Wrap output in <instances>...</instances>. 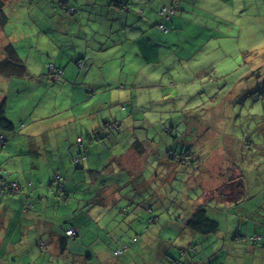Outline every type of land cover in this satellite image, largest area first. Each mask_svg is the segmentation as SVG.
Returning a JSON list of instances; mask_svg holds the SVG:
<instances>
[{
    "label": "crops",
    "instance_id": "0c3cea01",
    "mask_svg": "<svg viewBox=\"0 0 264 264\" xmlns=\"http://www.w3.org/2000/svg\"><path fill=\"white\" fill-rule=\"evenodd\" d=\"M92 1L75 2V7L81 6L76 5L78 3L90 5L87 10L88 13L77 11V19H70L72 16H68L65 11L58 15L61 19H69L71 24H74V27H70L73 30L70 35L75 38L71 40V43L67 41L73 48V50H69V53L74 54L73 61L75 59L84 61L83 68H79L72 62L65 63V61L57 65L63 71L60 81H53V77L42 70L41 61L32 64L33 70L39 69L41 74H31L28 66L24 63L25 74L23 77L16 76L11 72V65L4 62L7 58L3 53L6 46H0V63H3L0 66V78L3 80L2 90L0 88V105L4 103L5 115L10 121L15 124L18 122L26 125L24 130L18 134L3 132L6 143L0 148V173L6 171L9 175V181H15L20 186L17 195H10L5 191L0 192V264H70L68 262L69 255L72 249L79 245V242L72 239L66 250L62 252L60 236L67 228L74 229L78 233L76 238L85 239L83 236H79L82 227L78 228L72 225L74 219L78 220L84 214L90 219L89 223L93 225L92 227H94L93 221L98 222L101 217L108 220L107 225L120 223L119 226L123 230L119 231L121 233L129 232L128 235L126 233L129 240L126 241L118 237L111 239L110 242L114 245L119 244V242L130 243L131 245L125 254H128L130 249H135L138 256L142 254L147 258L153 257L155 260L153 264H170L169 260L164 259L167 256H173L172 261L176 264H210V258L206 251L209 248L214 249L215 246H209L208 237H199L200 239H198L197 235H203L195 234L189 230L183 216L176 215L174 211L164 208L163 217L169 220L163 219L164 224L162 225L161 213H155V210L151 209L150 206L144 207V203L134 204L130 207L131 211L129 208L122 209V214L119 215V211L117 212L114 205L119 200L122 201V196L117 192V186L112 184L109 188L113 190L111 201H106L103 206L107 209L105 213L112 211L114 214L112 216L104 214L97 216L95 211L102 205H90L89 200L84 199L88 201L87 207H85V202L76 199L74 193L78 191L76 184L79 178L88 174L92 180L95 179L97 188L96 180L100 179L102 175L95 172H101L103 169L102 172L108 174H113L115 171L130 174V179L140 181L144 186L150 188L152 193L155 192L158 195L161 192L160 184L155 186L160 175L158 173L159 167H155L153 161L148 163L150 157L144 156V150L142 151L143 154H140L138 149L150 147L166 151L164 141L157 133L153 136L145 133H150L151 128L154 130L155 127L157 132L162 133V128L165 126H161L159 123L141 124L140 120L135 119L138 114L134 110L130 114L132 122L126 124L125 120L120 121V116L124 113L121 106L131 104L135 108L139 101L155 96V90L161 89V84L166 86L171 84L192 85L194 88L197 85V88H200L202 86L199 85L213 82L214 76L211 77L214 75L213 71H217L218 78L230 73L218 71L220 65L228 66V64H220L221 60L219 59L214 62L212 60L216 53L224 52L222 50L223 44L221 47L209 51L207 46L210 43L206 44V42L211 39V35H206L205 37L208 39L202 43L203 45L201 44L202 47H198L199 40L201 41L207 32L206 30H209V27L204 23L211 21L209 11L215 10V6L219 7L222 1H179L178 14L175 13L172 17L168 24L170 30L165 34L156 29L153 24L158 20L157 11L159 8L165 4L170 5L172 0H159L156 7L149 8L154 12L153 15L148 16L145 9L142 8L141 18L138 17L137 21H129L130 15L127 17L122 15L119 20L114 6L111 5L113 4L112 1L105 0L103 3H99L100 5L94 4ZM140 5L139 1L133 2L131 9L134 8L135 13H137L140 11L138 10ZM187 23L200 27V30H189L188 27L185 29ZM66 30L63 29L62 31L65 33ZM193 33L196 35L192 36ZM221 34L224 35L221 39H224L225 35L228 36L225 33ZM178 36L180 39L181 37L186 39L187 44H183V41H181V46L174 44V37ZM89 41L94 43L93 46L89 45ZM227 47L230 49L229 46ZM2 49H4L3 52ZM131 52H135V57L139 62L130 68L128 55ZM181 52L184 53L181 54ZM177 55L181 57L179 58ZM17 57L19 58L18 55ZM161 64L163 67H160ZM242 64L241 68L245 72L240 77L238 76V83L242 84L245 81L251 87H253V82H255L254 86L258 81L261 84L264 83V63L245 61ZM27 74H30L29 78H26ZM16 79L19 80V83H24L30 79V85L21 89L19 86H14ZM12 87L15 91L10 92ZM88 89L93 92L88 93ZM128 93L131 94L130 97ZM41 94H43V99L48 98L56 101L55 111L41 113L40 102L43 101L39 100ZM196 95L199 93L197 92ZM122 96L123 102L121 104H119L120 102L111 104L110 101ZM60 101H63L64 107L62 108L57 107ZM106 101H108L111 109L118 106L120 108L113 112H106ZM206 116L207 113L202 115L204 118ZM197 117L201 118V116ZM109 120H115L117 125L114 126L118 128L116 130L118 134H112L114 126L108 124ZM44 121L51 122L46 123ZM42 123L46 126H42ZM137 125L142 127H137ZM178 125L182 124L177 122ZM141 129L143 130L142 137L136 134ZM98 130L106 137L102 141H95L94 135ZM193 131L194 135L189 132V129L186 130V134H183L185 143L182 144V151L188 147L187 152H189L192 150L191 147L196 146L194 143L207 142L211 138L209 134V132L212 134L211 127L201 119L195 118ZM127 133L133 134V137L128 141L126 140ZM204 136L207 140L202 139ZM78 137L82 138L79 146L76 142ZM179 139L180 137L175 138L174 143L177 144ZM219 140L214 131V136L209 145L214 142L219 143ZM65 141L70 143L68 148L67 144H64ZM227 144L226 149L230 152L233 142L227 141ZM79 148L85 152V160L80 167L81 169L85 167L90 169L88 173L74 169V167H78L72 161L78 154ZM96 148L103 149L104 158L100 152H96ZM48 150L50 152L46 155ZM92 150L95 152V156L92 154ZM60 152L64 155L63 158L59 156ZM132 161L140 163V169L130 170ZM161 162L162 159L157 164ZM146 166H149L151 171L148 180L143 182L146 177L142 171ZM93 173H95V178H93ZM234 173L238 174L235 169ZM166 174L167 172L161 176V179L165 180L164 184H167ZM175 179L176 177H172V179L170 177L168 181L171 184L176 181ZM142 184L137 183L135 186L142 187ZM139 190L140 188H135V194H138ZM105 193L109 194L110 191L107 190L102 195ZM235 194L236 192H232L231 198ZM226 195L229 196L227 192ZM208 197L211 200L216 198L212 202L216 206L210 210H218L219 207H233L234 205L226 206L225 201L218 199L216 195ZM133 200L132 198L131 201ZM211 200L202 204L208 203L209 205ZM190 207V211L186 210L184 216L191 215L194 208ZM238 209L240 212L242 207L239 206ZM128 212L129 214L125 215ZM173 217L178 220L180 227H174L176 220ZM159 225H161V229L157 228ZM130 226L137 230L130 232ZM218 227H220L219 224ZM117 228L118 226L115 231ZM165 228L167 230L164 231ZM219 231L218 228L214 234V240L218 241ZM174 233L177 237L172 236ZM255 235L260 236V233ZM135 236L137 241L132 243L131 241ZM244 238L237 237L236 239L245 242ZM196 240L200 243V251L194 247ZM217 246L218 252L216 253L218 255H212L215 264H245L243 258L236 257L237 254L231 253L232 247L230 245L226 246L224 242L217 243ZM225 246L227 251H225ZM117 247L118 245H115L113 249L112 247L108 249L113 251ZM261 248L259 249L261 254L248 259L249 262L246 264H264V246ZM170 250L172 253L169 252ZM201 256L202 259H199ZM222 257L225 258L222 260ZM91 258V256L74 255L72 264H84L80 260L89 261ZM99 258L101 259V256ZM114 258L112 264L125 263V257L121 260V257Z\"/></svg>",
    "mask_w": 264,
    "mask_h": 264
},
{
    "label": "rangeland",
    "instance_id": "374dc122",
    "mask_svg": "<svg viewBox=\"0 0 264 264\" xmlns=\"http://www.w3.org/2000/svg\"><path fill=\"white\" fill-rule=\"evenodd\" d=\"M3 1L5 3L3 12L6 20L0 26V46L10 45L19 58L28 66V70L33 75L41 74L39 69L33 70L32 64L35 62L41 61L42 70L47 72L48 65H60L65 61V54L70 50L68 42L73 37V35L71 37L69 35L73 32L70 27H74V24H71L69 19H61L58 15L64 11L62 3L67 1L70 3V6H74L75 0H62V3L61 0ZM221 1L222 4L219 7L215 6V10L209 11L211 21L204 22L209 27V30H206L207 32L203 35L201 41L199 40L198 47L206 42V39H208L205 37L206 35H211V39L206 42V44L210 43L207 46L209 51L221 47L223 44L222 50L224 52L216 53V56L212 60L214 62L216 59H219L221 60L220 64H228V66L220 65L218 71L220 73L222 71H228L230 73L222 78H218L216 75L218 74L217 71H213L212 69L214 73V75H211V77L214 76L213 82L199 85L202 86L200 88H197V85L194 88L192 85L171 84L166 86L165 84H161V89L155 90V96L147 100L139 101L136 103L135 108L131 104L121 106L124 113L120 116V121L125 120L124 122L126 124H130L132 122L130 114L134 110L138 114L135 116V119L140 120L141 124L159 123V125L165 126L162 130L165 131L167 128L170 131H174L173 135L180 137L179 141L176 142L180 145L185 143L183 134H186L187 129L194 135L195 118L206 122L212 130V134L209 132L211 138L207 141L208 144L206 141H201L198 144L194 143L196 145L195 147H191L192 151L195 149L194 155H196L197 161L194 159L195 157H186L188 163L181 164L179 162L180 150H178V155L175 159L170 160V163L167 159H164L160 164L155 162V167H159V172H157L160 173L155 182V186L160 184L161 192L158 195H153L152 190L144 186L140 181L132 180L131 182L130 179H126L130 174L122 175L116 173V171L113 174H108L102 172L103 169L101 171L102 176L96 180V183L97 187L101 185L99 184L101 182H105L109 186L112 184L117 186L116 190L121 194L122 201L119 200L116 204H112H115L114 206H116L117 212L119 211V215L122 214V209L126 210L129 208V211H131L130 207L134 204L144 203V207L146 205L150 206L151 209L155 210V213H161V225L164 224L163 219H166L163 217L165 214L163 213L164 208H168L174 211L176 215L183 216L184 219H187L189 215L184 216L185 211H190V206L196 200H199L200 203L211 200L208 197L210 195L212 197L216 195L218 199L224 200L227 204L226 206L234 204L233 207H219L218 210H210L216 206V204L211 202L206 207L208 216L220 225V231L217 235L218 241L214 240V234L207 236L197 235V237L198 239H200L199 237H208L209 246H215L214 249L209 248L206 251L210 258V264H215L212 255H218L216 253L218 252L217 243L224 242L226 246L230 245L232 247L231 253L234 255L237 254L236 257L243 258L246 264L249 262L248 259L261 254V250L259 249L262 248L261 246H253L246 242H240L238 239L234 240L235 237L243 238L259 233L263 235L264 232L261 231L264 229V84L258 81L256 86H254L255 82H253V87H251L245 81L242 84L237 81L245 72L241 68L243 66L242 63L245 61L264 63V0ZM139 2L141 5L138 10L144 8L148 16L153 15V12L149 8L157 5L156 0H151V2L149 1L150 3L145 0H139ZM79 9L82 11L83 7ZM84 9H88V7H84ZM133 10L135 9L133 8ZM76 17V15H73L70 19ZM191 23H187L185 29L188 27L189 30H200V27H195ZM204 23L203 25L206 26ZM63 29H67L65 33L62 31ZM167 30L169 32V27ZM221 33L228 34V36L225 35L224 39H221L224 36ZM194 35L196 34L193 33L192 36ZM181 41H183V44H187L186 39H182V37L180 39L179 36L174 37V44L181 46ZM88 43L90 46L94 44L92 41ZM183 53L181 52V54ZM177 56L179 58L181 57L179 55ZM128 57L130 68L136 62H139L135 57V52L129 53ZM160 67H163V65L161 64ZM30 81L28 79L24 83H19V80H17L14 82V86H19L22 89L29 86ZM0 88L1 90L3 88L2 78H0ZM13 91H15L14 87L10 89V92ZM197 92L199 95H196ZM128 95L129 97L131 96L130 93ZM123 96L110 101L112 102L111 104L114 105L116 102H120L119 104H121L123 102ZM39 100H43L40 102L41 113L55 111L56 101L54 99H43V94H41ZM107 102L105 104L106 112H113L120 108L118 106L111 109ZM80 105L83 106V104ZM57 107H64L63 101H60ZM206 113L207 116L205 118L202 117ZM197 116H201V118ZM51 121L44 122L50 123ZM176 121L182 125L177 126ZM41 125L46 126L44 123ZM180 126L182 127L180 128ZM137 127L142 126L137 125ZM214 131L217 133L218 139H220L219 143L214 142L209 145L214 136ZM122 133L125 134V132ZM145 133L150 136H153L155 133L158 136L161 135V133L156 131V127L154 130L151 128L150 133ZM136 134L142 137L143 130L137 131ZM131 137H133L132 133L126 134L127 141ZM202 139L207 140L205 136ZM227 141L233 142L230 152L226 149L228 145ZM190 143L192 144L191 141ZM64 144H67L68 148L70 143L65 141ZM187 148L184 150L188 151ZM113 149L115 150V148ZM95 150L96 152H100L102 158H104L103 149L96 148ZM158 150L163 152L162 149ZM49 152L50 150L46 152V155ZM92 154L95 156L93 150ZM151 155L152 153L148 155L150 157L148 158V163L153 161L151 158L161 157V153L155 157ZM59 156L61 158L64 157L61 152ZM191 159L193 160L192 163H190ZM236 167L240 170L242 169V172L247 177L240 190H237L239 186H237L236 180L238 174L234 173V169L235 172H238ZM74 169L87 173L90 170L87 167L83 169L74 167ZM129 169L133 171L140 169V163L132 161ZM150 171L149 166H146L142 171V174L146 177L143 182L148 180ZM166 172L167 184H164L163 182L165 180H162L161 176ZM108 176H110V180L107 178ZM115 176L117 177L116 180ZM170 177L171 179L172 177H176V181L172 185L168 181ZM137 183L142 184V187H136L135 185ZM76 185L78 191L74 193L75 198L83 200L85 207H87L88 201L84 199L94 200L96 196L95 179L92 180L88 174L79 178ZM135 188H140L138 194H135ZM108 190L110 191L109 194L105 193L100 196L99 200L101 202L111 201L113 190ZM209 190L212 191L210 192ZM226 192L229 196L226 195ZM232 192H237L232 197L233 199L231 198ZM148 193L152 196L148 195ZM126 197L130 200L128 201ZM244 197H246L244 201L237 202L235 205V198L243 200ZM132 198L134 199L133 201H131ZM239 206L242 207L240 212L238 209ZM106 210L105 206L102 205L101 208H97L95 213L97 216L102 214L112 216L114 214L112 211L105 213ZM128 214L129 212L125 215ZM140 216L143 217L141 214ZM174 219L176 220L174 227H180L178 220L176 218ZM89 220L85 229L81 231V236L85 239L76 238L74 240H77L79 245L72 249L68 262L72 264L74 255H84L92 257L89 261L86 259L80 260L84 264H112V260L115 259L112 254V249L115 245L111 242L108 243V239L121 237L127 241L129 240L127 236L129 232L121 233L119 230H123V228L119 226L120 223L118 224V222L107 225L108 220L105 217H101L98 222L93 221L94 227L89 223ZM166 220L169 219L167 218ZM161 225L157 226V228L161 229ZM117 226V231H115ZM135 230L137 229L130 226V232H134ZM165 230L167 229L165 228ZM172 236L177 237L175 233ZM128 246H130V243ZM109 247H112V249H108ZM194 247L200 251V243L198 240L194 242ZM225 251H227V247ZM136 252L137 250L130 249L129 253L121 257L120 260L125 257L124 264L155 263L153 257L147 258L142 256V254L138 256ZM169 252L172 253L171 250ZM99 256H101V259ZM148 257L151 256L148 255ZM173 258V256H167L164 259L169 260L170 264H176L172 261ZM224 258L222 257L221 259L223 260ZM199 259H202V256Z\"/></svg>",
    "mask_w": 264,
    "mask_h": 264
},
{
    "label": "trees",
    "instance_id": "16d2710c",
    "mask_svg": "<svg viewBox=\"0 0 264 264\" xmlns=\"http://www.w3.org/2000/svg\"><path fill=\"white\" fill-rule=\"evenodd\" d=\"M82 1L83 0H75L74 2H82ZM104 1L105 0H93L92 3H94V4L98 3L99 4V3H103ZM110 1L113 2V4H111V5L114 6L115 12H116L117 16L119 17V20H120V17L122 15H123V17L124 16L127 17V15H130L129 21H137L139 19L138 17H140L141 14H142L141 10L138 11L137 13H135V11L131 9L133 2H136V1H139V0H108V2H110ZM145 1H148V3L151 2V0H145ZM158 1L159 0H156V3ZM179 1H181V0H172L170 5H168V4L162 5L159 8V10L157 11V17H158L157 19L158 20L153 25L160 32H162L164 34L168 33V30H167L168 24L171 22L172 17L175 15V13H177L178 10H179L178 9ZM61 3H62V0H61ZM76 5H78V6L81 5L80 7H83L82 12L88 13L87 12L88 9L84 10V7H89L90 5L85 4V3H81V4L78 3ZM4 6H5L4 1L0 0V25H3L5 23V20H6V16H5L4 12H3ZM62 7H63L64 11L68 14V16H72L73 17V15L77 14V11L81 12V9H79L80 7H75V3H74V6L71 7L70 3L66 1V2L62 3ZM153 7H156V6H153ZM166 11L168 12V16H166ZM133 13H135L136 16L135 15L132 16ZM155 13H156V11H155ZM73 19H77V18H73ZM70 37H71V35H70ZM71 38L73 39V37H71ZM71 42L72 41H70V43ZM69 46H70L69 47L70 50H73L72 46L71 45H69ZM3 53H4L5 57H7L4 62L6 64L8 63V64L11 65V70H12L11 72H13V74H15L18 77H21V76L23 77V75L25 74L24 72H25L26 68H25L24 62L20 58L17 57L14 49L10 45H6L5 51ZM73 55L74 54H71L68 51L65 54V57H64L65 63L72 62L74 65L76 64V66H78L79 68H83V64H84L83 62L84 61H81V60H78V59H75L73 61V58H74ZM1 65H3V63H0V66ZM46 73H47V75H51L53 77V81H60V79L62 78L63 71L57 65L50 64V65H48V71ZM29 77H30V74H27L26 78H29ZM87 92L91 93L93 91H91V89H88ZM94 93H96V92H94ZM114 121L115 120H111V121L109 120L108 124L109 125L111 124L110 126H114V125L116 126L117 124ZM105 125H107V124H105ZM115 126H114V129H113L114 132L112 133L113 135L118 134V132L116 131L118 128L115 127ZM25 127H26V125L23 124V123L16 122V124H15L14 122L10 121L8 119V117L5 115V105H4V103H2L0 105V131H2L0 133V148H2L5 145V143H6L5 136L3 135L4 134L3 132H9L10 134H18L22 130H24ZM100 130H101V128H100ZM100 130H98V132L96 131V133L94 135V137H96L95 141H97V140H101L102 141L103 139L106 138L100 132ZM163 131H162L160 137L164 141V145H165V148H166L165 150L166 151L162 152V151L158 150L157 148L152 149L150 147L149 148L148 147H146V148L142 147L143 149H141V148L138 149V152H140V154H143L142 151L144 150V156L149 155L150 153H152L151 156H153V157H155L157 154L161 153L160 156L162 157V161L164 159H167L168 162H169L173 158L174 159L176 158V156L179 153L177 151L180 150L181 153L179 155V162H181V164H187L188 163L187 160H186L187 159L186 157L193 158V157L196 156V155H194L195 149H194V151L191 150V151L187 152V150H185L183 152L182 151L183 150L182 149L183 145L174 144L175 138L179 137V136H174L173 135L174 131H172V130L170 131L167 128L165 129L164 132ZM81 141H82V138L78 137L77 141H76L78 146H79V143ZM81 148H79L78 154L73 158V161H72L73 164L76 167H78V168H81L80 167L81 163L85 160V152H83ZM161 157L155 158V159H152V160H153V162H158L161 159ZM194 159L197 161L196 157ZM192 162H193V160L191 159L190 163H192ZM237 169H238V176H237L236 180H237V186L239 185L237 190H240L241 186L244 185V182L246 181L247 177H246V174H244L242 172L243 171L242 169L241 170L239 168H237ZM95 173L99 174L101 172L100 171H96ZM95 173H93V178H95L94 177ZM116 173H118V172H116ZM120 174L127 175L125 173H120ZM8 178H9V175L7 174V172L6 171H1V173H0V192L5 191L6 193H8L10 195H17L19 193V191H20L19 184L17 182H15V181H9ZM107 178L110 180V176H108ZM122 178H124V177L122 176ZM116 179H117V177L115 176V180ZM129 179H130V176H129ZM132 180L133 179H130L131 182H132ZM174 182L171 183V185L174 184ZM99 184H101V185L96 188V196L94 197L95 199L94 200H89V204L90 205H103L105 203V202H101L99 200V198H100V196L102 195V193L104 191H107L110 188V186L107 183H105V182H101ZM153 195H156L155 192L153 193ZM150 196H152V195H150ZM246 197H244L243 200H239L238 198H235V200H234L235 204L237 202L244 201L246 199ZM210 202H213V201H210ZM207 205H208V203H206L204 205V204L200 203L199 200H196V202L193 203V205H192V207H195L194 210L192 211L191 215L188 214L189 217L187 219H185L186 227L189 230H192V232L195 233V234H200V235L202 234L203 236H207V235H213V234H215L218 231V228H219L218 224L219 223L208 216L207 208H206ZM88 220H89V218L87 217L86 214H84V215H81V218H78V220L74 219L72 225L74 227H78V228L82 227L81 230H83L86 227V225L84 226V224H87ZM69 230H72L74 234L73 235H68V231ZM81 235L82 234L80 233L79 236H81ZM261 235L262 234H260V236L251 235L249 237H245L244 241L246 243H249V245L250 244L253 245V246L260 245L261 247H263L264 246V232H263V235L262 236ZM77 236H78V233H76V231L74 229H67V228L64 229L63 234L60 236L62 252H64V250H66V248H67L68 244L70 243V241H72V239L73 240L76 239ZM136 236H138V235H136ZM136 236L132 239V241H131L132 243L137 241V237ZM111 239L112 238L108 239L107 242L109 243L111 241ZM235 239H236V237H235ZM115 245H118V247L115 250H113L112 254L116 258L122 257L128 251L129 243H126V242L120 243L119 242V244H115Z\"/></svg>",
    "mask_w": 264,
    "mask_h": 264
},
{
    "label": "built area",
    "instance_id": "2783aa9c",
    "mask_svg": "<svg viewBox=\"0 0 264 264\" xmlns=\"http://www.w3.org/2000/svg\"><path fill=\"white\" fill-rule=\"evenodd\" d=\"M166 16H168V12L166 11ZM15 186V185H14ZM74 233H73V231L72 230H69L68 231V235H73ZM127 249V248H126Z\"/></svg>",
    "mask_w": 264,
    "mask_h": 264
}]
</instances>
